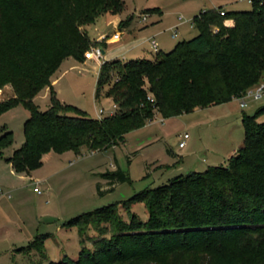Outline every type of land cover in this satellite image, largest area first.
<instances>
[{
  "label": "trees",
  "instance_id": "trees-1",
  "mask_svg": "<svg viewBox=\"0 0 264 264\" xmlns=\"http://www.w3.org/2000/svg\"><path fill=\"white\" fill-rule=\"evenodd\" d=\"M125 7L126 0H0V89L10 85L13 91L0 102V115L18 104L29 113L23 144L4 158L16 174L30 176L50 152L106 151L155 114L169 119L220 105L264 82V0H254L250 10L200 12L192 19L198 35L152 59L103 61L94 97L110 99L116 105L111 114L95 120L61 103L51 76L67 58L83 63L99 43L87 27ZM225 20L232 24L225 26ZM44 89L50 102L40 111L33 99ZM263 113L264 106L242 115L244 143L225 165L176 176L70 219L66 225L79 238L77 258L50 261L48 234L17 251L36 250L45 264H264V122H258ZM13 142L12 132L0 126V157ZM101 178L99 194L129 181L119 168ZM137 203L146 220L133 212Z\"/></svg>",
  "mask_w": 264,
  "mask_h": 264
},
{
  "label": "rangeland",
  "instance_id": "rangeland-1",
  "mask_svg": "<svg viewBox=\"0 0 264 264\" xmlns=\"http://www.w3.org/2000/svg\"><path fill=\"white\" fill-rule=\"evenodd\" d=\"M219 7L228 11L251 8L240 0H126L121 14L99 16L87 27V33L92 41L101 36L109 38L116 18L132 16L130 36L125 33L120 41L109 38L103 57L123 44L131 43L139 45L135 51L131 48L130 52L122 54L125 60L134 57L152 59L156 52L151 50L150 40L154 39L160 50L167 52L176 43L198 35L192 24L194 16ZM141 14L148 16L146 25L139 22ZM231 24V20L224 21L225 26ZM173 30L177 31L175 39L171 37ZM97 46L100 44L93 47ZM99 66L97 59L80 63L67 58L51 76L58 100L95 120L113 112L110 99L101 96L96 100L94 97ZM12 97L10 85L0 89V102ZM33 101L40 111H45L50 102L49 90L39 92ZM239 101L235 98L169 119L155 114L151 123L129 132L123 144L106 151L91 152L84 148L79 155L70 152L61 159L52 158L57 155L49 153L41 167L34 171L32 179L12 173L4 160L23 144V124L29 113L18 104L1 114L0 126H6L12 132L14 142L0 157V264H43L45 261L36 250L17 251L40 234H48L44 247L50 261H59L64 255L75 259L80 246L76 228L66 225L70 219L128 200L136 193L159 187L176 176L204 172L215 164L225 165L232 149H238L244 143L242 115H255L264 106V96L258 101L245 97L246 107H241ZM99 109L105 111L101 116ZM258 122H264V113ZM183 134H188L189 138L180 149L178 144ZM167 149L172 155L166 152ZM116 168L126 172L129 181L99 194L97 184L104 183L101 175ZM36 179L41 181L36 184ZM35 187L42 193L34 192ZM132 210L141 220H146L142 203L135 204ZM120 213L126 218L124 211L120 210ZM88 234L94 237L95 233L90 231ZM91 245V242L87 243L90 248Z\"/></svg>",
  "mask_w": 264,
  "mask_h": 264
},
{
  "label": "crops",
  "instance_id": "crops-1",
  "mask_svg": "<svg viewBox=\"0 0 264 264\" xmlns=\"http://www.w3.org/2000/svg\"><path fill=\"white\" fill-rule=\"evenodd\" d=\"M221 9L222 10H224V11H228L227 9H225V8H222L221 7ZM139 18V17H138ZM125 21V19H122V18H116L114 21H113V23L115 24L114 25V29H113V31H112V34H111V36L109 37L110 38V40H112V41H120V40H122L123 39V34H125V33H128V36H130V32L132 31L131 29H132V21H130L129 23H125V24H121L122 22H124ZM139 22L140 23H142L143 25H146L147 23V21L146 22H141L140 21V19H139ZM117 34H119V37L118 38H116V39H114V36L115 35H117ZM176 35L175 37H173V35ZM171 37H172V39H175V38H177V31L176 30H173L172 31V33H171ZM108 37H103V36H101L100 37V39L99 40H97V41H95V42H99V44H100V47L102 48V50H103V54H105V50L104 49H106V47H107V40L109 39ZM131 42V41H130ZM149 43V42H148ZM138 45L139 44H131V43H128V44H123L120 48H118V49H116L115 51H113V52H111V53H109V55L108 56H106V57H103L102 58V60H100V66H101V64H102V62L103 61H109V60H115V59H118V60H121V61H127V60H130V59H124L123 58V55L122 54H125V52H130L129 50L132 48V51H135L136 49H137V47H138ZM175 46V45H174ZM173 49V48H172ZM171 49V47H170V49H168V51L167 52H169L170 50H172ZM159 52H163V51H161L160 50V46H159ZM166 53V52H165ZM153 57V56H152ZM94 59H96L94 56H92V55H89V57H86V59H85V61L83 62V63H85V62H93L94 61ZM133 59H149V58H146V57H134ZM99 61V60H98ZM100 66L98 67V69H97V71H96V78H97V75H98V71H99V68H100ZM111 113V112H110ZM238 149H236V148H234V149H232V151L229 153V155H228V158H230L233 154H235L236 153V151H237ZM70 152H72V151H68V152H65V153H62V154H56V153H53V152H50V153H52V154H55V155H57V156H52V158H60L61 159V157H63V156H65L66 154H68V153H70ZM73 153V152H72ZM49 153H47V154H45L44 156H43V159H44V157L45 156H47ZM227 158V159H228ZM43 159H42V163H43ZM227 161V160H226ZM8 165L10 166V169H11V172L12 173H14V174H16L13 170H12V168H11V165L8 163ZM212 166H216V164L215 165H212ZM207 168H209V166L207 167ZM33 173L34 172H32L31 173V175L30 176H25V175H23V174H16V175H19V176H24V177H27V178H29V179H32L33 178ZM41 180L40 179H36V182H40Z\"/></svg>",
  "mask_w": 264,
  "mask_h": 264
},
{
  "label": "built area",
  "instance_id": "built-area-1",
  "mask_svg": "<svg viewBox=\"0 0 264 264\" xmlns=\"http://www.w3.org/2000/svg\"><path fill=\"white\" fill-rule=\"evenodd\" d=\"M240 1H245V2H246L247 4H249L250 6H251V5L253 4V2H254V0H240ZM219 14H220L221 16H223V15H224V10H220V11H219ZM147 18H148L147 15H145V14H144V15H141V16H140V21L144 23V22L147 21ZM175 36H176V35L174 34L173 37H175ZM118 37H119V34L115 35V36H114V39H116V38H118ZM149 44H150V47H151V50H152V51H154V52H156V53H159V46H158L157 42H156L154 39L150 40ZM89 55L94 56L97 60L100 61V60H102V58H103V50H102V48H101L100 46L93 47V48H91L90 51H87V52L85 53V58H86V57H89ZM247 96H248L250 99L254 100V101L261 100V99L263 98V96H264V83H261L259 86L255 87L254 89H250V90H248L244 96H242V97H240V98H237L238 100H240L239 103H240V106H241V107H246V106H247V102L244 101V98L247 97ZM151 101H152V100H151ZM115 109H116V105L113 104V110H115ZM104 113H105V111H104L103 109H99L98 114H99L100 116L103 115ZM111 113H112V112H111ZM111 113H110V114H111ZM188 138H189L188 134H183V136H182V138H181V140H180V142H179V144H178V147H179L180 149H182V148L185 147V145H186V140H187ZM38 183H39V182H36V184H38ZM34 192H36L37 194H41V193H42L41 190L38 189L37 187L34 188Z\"/></svg>",
  "mask_w": 264,
  "mask_h": 264
}]
</instances>
